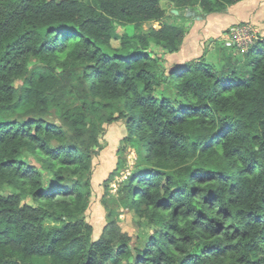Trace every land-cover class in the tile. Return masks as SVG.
<instances>
[{
  "label": "trees",
  "instance_id": "obj_1",
  "mask_svg": "<svg viewBox=\"0 0 264 264\" xmlns=\"http://www.w3.org/2000/svg\"><path fill=\"white\" fill-rule=\"evenodd\" d=\"M239 1L167 3L185 17ZM161 2L0 0V264H264V40L221 47L219 68L168 67L187 27L145 29ZM118 122L135 167L114 196L126 166L104 180L93 238V164Z\"/></svg>",
  "mask_w": 264,
  "mask_h": 264
},
{
  "label": "rangeland",
  "instance_id": "obj_2",
  "mask_svg": "<svg viewBox=\"0 0 264 264\" xmlns=\"http://www.w3.org/2000/svg\"><path fill=\"white\" fill-rule=\"evenodd\" d=\"M162 7L166 10V17L159 21H152L145 23L143 27L146 29L149 26H153L155 28H159L160 23L162 22H168V23H175V24H182L187 22L188 17L184 16H174L171 15V9L173 7L171 4L167 3V0H162L161 2ZM185 15V14H184ZM178 21V22H177ZM188 24V23H187ZM185 24L184 26H186ZM124 27H117V32L121 34L124 31ZM111 43L114 47H118L120 45V40L118 38H114L111 40ZM262 46V43L260 44ZM181 47V45H180ZM222 47H224V42L222 44ZM180 49V48H179ZM221 49V45L219 41H216L215 47L211 48L208 47V49L204 53L203 59L214 65L216 68H219L221 63L218 61V53ZM158 53L160 51L156 49ZM167 57V56H165ZM195 60V59H194ZM189 61H184L182 63L188 64ZM195 61H192L191 64H193ZM125 134V127L123 123H112L107 127L106 134L103 136L101 142L103 145V150L100 151L99 155L94 160V172L93 176L91 178V182L95 188L94 194L91 196L90 199V207L88 208L86 212V218L88 222L93 223V233L92 237L96 238L101 233V226L105 223V217H106V210L102 204V193L105 188L103 187V182L107 178L110 172H112L117 165V161L119 160L122 162L126 168L124 170H121L119 174L115 176L113 180L108 185V192L111 195H116L117 188L123 184V181L126 179V176L131 173V171L135 167L136 162V154L135 150L132 146L128 145L125 147L123 158L121 159L117 152L121 147L120 140L122 139V136ZM134 166V167H133ZM8 191V190H7ZM112 196V197H113ZM24 203H30L35 204L29 197H25L23 199ZM113 208L116 209L118 212V219H119V225L123 229V231L127 232L131 237H135L137 234V222H136V216L129 210L117 206L116 204L113 205Z\"/></svg>",
  "mask_w": 264,
  "mask_h": 264
},
{
  "label": "crops",
  "instance_id": "obj_3",
  "mask_svg": "<svg viewBox=\"0 0 264 264\" xmlns=\"http://www.w3.org/2000/svg\"><path fill=\"white\" fill-rule=\"evenodd\" d=\"M194 16L182 23H188L184 40L177 52L165 54L166 66L204 57L205 51L215 47L216 41L222 47L230 27L235 24L249 25L258 36L257 41L264 40V0H241L222 11L197 15L201 17L199 20Z\"/></svg>",
  "mask_w": 264,
  "mask_h": 264
},
{
  "label": "built area",
  "instance_id": "obj_4",
  "mask_svg": "<svg viewBox=\"0 0 264 264\" xmlns=\"http://www.w3.org/2000/svg\"><path fill=\"white\" fill-rule=\"evenodd\" d=\"M257 40L258 36L249 25L235 24L226 35L224 47L234 53L244 54Z\"/></svg>",
  "mask_w": 264,
  "mask_h": 264
},
{
  "label": "water",
  "instance_id": "obj_5",
  "mask_svg": "<svg viewBox=\"0 0 264 264\" xmlns=\"http://www.w3.org/2000/svg\"><path fill=\"white\" fill-rule=\"evenodd\" d=\"M171 12H172L174 15H178V14H179L178 10H176V9H174V8L171 9ZM184 14H185L186 17H189V16H191V15L194 16V12H193V11H190V10H188V9L185 10ZM194 17H195V19H198V20L201 19V17H200V16H197V15H195ZM210 41H211V40H210Z\"/></svg>",
  "mask_w": 264,
  "mask_h": 264
},
{
  "label": "clouds",
  "instance_id": "obj_6",
  "mask_svg": "<svg viewBox=\"0 0 264 264\" xmlns=\"http://www.w3.org/2000/svg\"><path fill=\"white\" fill-rule=\"evenodd\" d=\"M249 49H250V48H249ZM249 49H248V50H249ZM248 50H247V51H248ZM247 51H246V52H247ZM246 52H245V53H246ZM245 53H244V54H245ZM240 55H241V54H240Z\"/></svg>",
  "mask_w": 264,
  "mask_h": 264
}]
</instances>
